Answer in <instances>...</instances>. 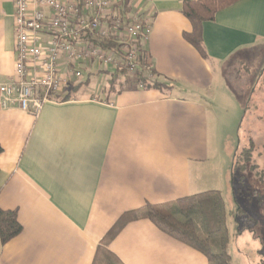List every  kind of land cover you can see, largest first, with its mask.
<instances>
[{
  "label": "crops",
  "instance_id": "0c3cea01",
  "mask_svg": "<svg viewBox=\"0 0 264 264\" xmlns=\"http://www.w3.org/2000/svg\"><path fill=\"white\" fill-rule=\"evenodd\" d=\"M117 1L152 18L145 50L172 89L101 90L93 69L38 117L0 108V209L17 211L23 228L0 240V264H94L114 231L106 246L122 264H210L144 210L209 191L225 199L234 156L225 163L215 104L231 62L264 51V0H241L204 24L208 58L185 39L193 27L181 0ZM14 13L15 0H0V86L15 72Z\"/></svg>",
  "mask_w": 264,
  "mask_h": 264
},
{
  "label": "built area",
  "instance_id": "2783aa9c",
  "mask_svg": "<svg viewBox=\"0 0 264 264\" xmlns=\"http://www.w3.org/2000/svg\"><path fill=\"white\" fill-rule=\"evenodd\" d=\"M14 30L15 72L0 86V108L38 117L45 104L85 85L93 69L134 74L153 25L117 0H15ZM110 42L119 49H104Z\"/></svg>",
  "mask_w": 264,
  "mask_h": 264
},
{
  "label": "rangeland",
  "instance_id": "374dc122",
  "mask_svg": "<svg viewBox=\"0 0 264 264\" xmlns=\"http://www.w3.org/2000/svg\"><path fill=\"white\" fill-rule=\"evenodd\" d=\"M240 59L235 58L226 69V87L220 98L229 100L226 104L219 98L215 104L223 116L214 124L225 163L233 156L235 163L236 157L251 150L249 161L243 155L245 161L239 160L229 175L232 184L225 192L224 200L232 213L228 228L233 264H264V51L237 62ZM110 80L105 74L92 78L100 89H111ZM114 86L111 90L128 88V78L121 77Z\"/></svg>",
  "mask_w": 264,
  "mask_h": 264
},
{
  "label": "trees",
  "instance_id": "16d2710c",
  "mask_svg": "<svg viewBox=\"0 0 264 264\" xmlns=\"http://www.w3.org/2000/svg\"><path fill=\"white\" fill-rule=\"evenodd\" d=\"M239 1L241 0H181L183 4L182 13L189 19L193 27L191 33L185 34V39L200 52L203 58H208L203 40L204 24L214 22L219 12L228 9ZM125 11L129 13V8L126 7ZM102 46L104 49H119L112 42L103 44ZM103 74L111 77L109 82L112 86L111 89H114V85L121 77L128 78V89H172L167 83L158 79L146 51L142 55L139 68L134 74H130L125 68L117 70L114 73ZM154 76L156 79L151 78ZM87 83L88 81L85 84ZM82 86H77L72 90H77ZM69 97L67 96L63 100H68ZM2 152L3 150L0 148V155ZM243 155H246V161H249L251 150H245L243 154L235 158L232 168L233 172L239 165V160H244ZM243 166L246 169L247 164ZM241 212L242 210L239 209L238 215ZM144 215L168 236L202 253L210 264H233V258L229 251L228 213L221 192L209 191L179 200L168 206L148 205L144 210ZM124 225L122 221L118 228L121 229ZM22 232L23 228L19 223L17 211H4L0 209L1 244L3 246L7 245L19 237ZM116 233L117 231L111 233L105 243L99 247L94 264H122L116 256L108 251L106 246Z\"/></svg>",
  "mask_w": 264,
  "mask_h": 264
}]
</instances>
